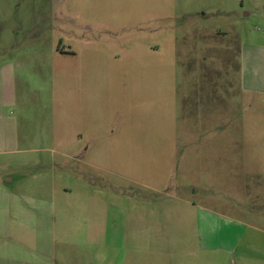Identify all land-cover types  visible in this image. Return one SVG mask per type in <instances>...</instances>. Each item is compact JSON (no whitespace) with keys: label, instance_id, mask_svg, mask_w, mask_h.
<instances>
[{"label":"rangeland","instance_id":"obj_1","mask_svg":"<svg viewBox=\"0 0 264 264\" xmlns=\"http://www.w3.org/2000/svg\"><path fill=\"white\" fill-rule=\"evenodd\" d=\"M245 45L264 49V0H0L18 140L0 184L23 198L8 212L0 194V221H64L53 257L32 232L25 264H209L186 200L256 224L226 264H264V76Z\"/></svg>","mask_w":264,"mask_h":264},{"label":"crops","instance_id":"obj_2","mask_svg":"<svg viewBox=\"0 0 264 264\" xmlns=\"http://www.w3.org/2000/svg\"><path fill=\"white\" fill-rule=\"evenodd\" d=\"M245 50L243 49V60L244 69L246 75L249 79L255 76H264V49L245 45ZM250 48V51L248 49ZM258 57V58H255ZM258 63L262 68H254V64ZM263 65V66H262ZM2 81V73L0 71V90ZM248 85V83H247ZM249 86V85H248ZM1 94V91H0ZM2 96V95H1ZM7 105L3 99H0V111ZM2 122V129L5 132V126L9 124H4ZM1 126V125H0ZM8 135L0 133V146L14 145L17 140V136L14 133L15 128L10 125L7 129ZM3 149V148H1ZM21 165H25V162H21ZM6 190V191H5ZM6 193L9 198V203L7 205L8 212L13 210V206L16 207L18 201L23 198L20 196L18 187L14 189L10 188L7 184L3 186L0 184V194ZM187 204H191V216L192 221H198L199 235L201 241L205 244L203 247L204 259L209 262V264H226L232 253H235L241 244L248 237L249 241L254 238V235L249 233L250 228L258 229L256 224L246 223L244 218L241 216L230 213L225 210H219L216 208H211L209 206H203L198 204H193L189 200H186ZM16 206H15V205ZM264 219V217H263ZM264 221V220H263ZM64 221H0V233H6L7 240L6 244L10 247L11 252L8 255L0 254V264H25V251L27 246L25 241L30 238L32 232L35 235V248L36 254L40 258L53 257L55 249V225L60 227ZM264 232V228H262ZM248 241V242H249ZM245 246L250 247L249 244ZM20 251V253L18 252ZM29 263V262H28Z\"/></svg>","mask_w":264,"mask_h":264}]
</instances>
